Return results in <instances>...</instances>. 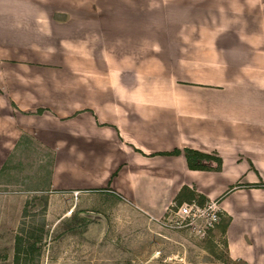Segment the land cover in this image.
<instances>
[{
	"label": "crops",
	"instance_id": "crops-1",
	"mask_svg": "<svg viewBox=\"0 0 264 264\" xmlns=\"http://www.w3.org/2000/svg\"><path fill=\"white\" fill-rule=\"evenodd\" d=\"M22 133L70 211L217 199L227 256L264 264V0H0V164Z\"/></svg>",
	"mask_w": 264,
	"mask_h": 264
},
{
	"label": "rangeland",
	"instance_id": "rangeland-1",
	"mask_svg": "<svg viewBox=\"0 0 264 264\" xmlns=\"http://www.w3.org/2000/svg\"><path fill=\"white\" fill-rule=\"evenodd\" d=\"M0 164V264H13L14 236L41 234L40 249L17 264H232L221 218L199 238L165 226L109 191L70 206L49 189L50 148L19 138ZM73 201V200H72ZM164 217V216H163ZM21 228V229H20ZM33 238L30 237L31 241Z\"/></svg>",
	"mask_w": 264,
	"mask_h": 264
},
{
	"label": "built area",
	"instance_id": "built-area-1",
	"mask_svg": "<svg viewBox=\"0 0 264 264\" xmlns=\"http://www.w3.org/2000/svg\"><path fill=\"white\" fill-rule=\"evenodd\" d=\"M78 190H72L75 197ZM158 222L169 227L182 228L199 238L208 235L220 220L222 211L217 199H207L199 202L195 198L180 202L171 201ZM232 264H235L232 262Z\"/></svg>",
	"mask_w": 264,
	"mask_h": 264
},
{
	"label": "trees",
	"instance_id": "trees-1",
	"mask_svg": "<svg viewBox=\"0 0 264 264\" xmlns=\"http://www.w3.org/2000/svg\"><path fill=\"white\" fill-rule=\"evenodd\" d=\"M41 109L37 108V112H40ZM28 136L26 133H22L19 138ZM19 140V139H18ZM17 140V141H18ZM174 153L179 152V149L173 150ZM183 153L185 156V159L187 161V165L189 168H214L217 169L220 166V158L218 156H212L206 153L199 152L198 150L191 149L188 147L183 148ZM209 161L210 159L215 161V165L211 166L207 164V162L203 163L202 160ZM264 184V183H262ZM177 202H180L177 200ZM203 202V201H199ZM226 225V221L221 223V229L223 230ZM21 229V228H20ZM32 237L33 239L30 241L29 238ZM41 238V234H32L29 232L26 235L22 234L20 230L15 234L14 236V255H13V264L18 263V259L20 253L22 252L23 255H30L34 251L38 252L40 249V244H38L39 240Z\"/></svg>",
	"mask_w": 264,
	"mask_h": 264
}]
</instances>
